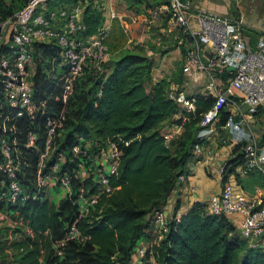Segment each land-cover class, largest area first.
<instances>
[{
	"label": "trees",
	"instance_id": "trees-1",
	"mask_svg": "<svg viewBox=\"0 0 264 264\" xmlns=\"http://www.w3.org/2000/svg\"><path fill=\"white\" fill-rule=\"evenodd\" d=\"M21 1L20 6L26 0ZM76 1L48 0L47 3L49 6H69ZM82 2V31L90 34L101 26L103 14L91 1ZM13 7L11 2L7 4L6 0H0V20L19 8L13 11ZM166 19L164 15V23ZM11 48L8 39L0 43V51ZM60 62L59 46L55 42L34 41L30 74L32 96L36 100H45V107L33 117L14 115L9 121L15 126L13 133L21 151L17 178L29 195L13 202L5 194L0 195V209L5 212L11 209L13 212L8 213L24 225L20 231L9 227L1 242L0 263L128 264L134 243L142 237L149 242L144 258L151 257L155 264H264V250L249 246L230 218L204 210L206 203L204 201L203 205L199 199L192 200L185 211L176 216L179 199L175 198L167 230L157 243L151 241L153 233L146 230L149 214L159 208L168 192L180 183L177 175L188 173L184 163L191 156V145L195 141H205L192 129L211 109L214 100L211 94L193 90L188 95L193 97L194 108L183 111L177 107L167 89L171 80L182 81L181 63L177 77L150 79V57L139 50L124 49L109 58L101 71L84 66L73 85V92L62 101L59 81L54 76L61 68ZM63 106V126L55 136V150L67 148L82 130L102 144L112 140L120 149L116 172L108 176L113 189L102 193L94 208L78 218L71 197L78 185L85 190L91 189L90 178L74 179L71 196L64 195L56 203L49 200L45 190H37L34 185V172L44 137V116ZM178 112L184 113L186 119L182 120ZM216 115L215 125L218 126L224 122L227 111L220 108ZM179 125L182 127L177 135L179 140L166 141L165 134ZM27 128L37 132L38 148L24 144ZM236 147L234 144L231 149L235 155L225 159L226 170L242 160ZM63 167L61 164L59 170ZM257 178L255 181L259 182V176ZM6 181L7 177L0 169V191L6 190ZM33 191L36 192L32 196ZM71 222L88 237L82 241L65 238L62 244H56L64 237L67 224Z\"/></svg>",
	"mask_w": 264,
	"mask_h": 264
},
{
	"label": "built area",
	"instance_id": "built-area-1",
	"mask_svg": "<svg viewBox=\"0 0 264 264\" xmlns=\"http://www.w3.org/2000/svg\"><path fill=\"white\" fill-rule=\"evenodd\" d=\"M47 2L26 0L12 15L0 20V43L8 39L12 46L7 51H0V169L7 177L6 190H1L0 195L5 194L11 202L22 200L29 193L17 178L21 151L13 133L15 126L9 121L14 115L33 117L45 107V100H36L32 96L30 74L33 70L34 41L52 40L59 46L61 68L58 80L62 101L66 100L72 83L84 66L101 71L109 59L104 40L107 26L101 24L90 34L82 31L84 2L78 0L69 6H49ZM158 10L167 17V22H171L177 45L182 50L183 84L189 80L193 86L186 91L169 85L168 95L183 111L194 108L193 97L188 95L193 90L214 97L207 112L212 117L211 125L197 130V135L203 138L211 131L214 136L191 145L192 156L206 154L213 158L218 177L222 179L224 176L218 189L205 196L206 209L226 215L249 246L264 250V31L251 42L240 19L231 13L193 6L190 0H165L158 5ZM116 15L113 9L108 11V17ZM180 32L188 38L182 37ZM220 108L226 109L227 116L217 126L215 120ZM178 114H181L182 120L186 119L184 113ZM63 120V107L44 116V137L34 172V185L37 190H46L48 197V190L52 187L62 189L59 197H70L74 179L90 178L92 188L85 190L78 185L71 197L78 218L94 208L102 193L113 189L108 176L116 172L120 149L112 140L101 145L94 140L96 148L93 149L89 140L76 135V140L67 148L55 150V136L62 129ZM24 136L25 145L38 148L35 130L25 129ZM216 137L220 142L237 144L235 151L242 155L241 162L232 165L229 170L225 167L227 157L217 156ZM232 155L235 152L230 151L229 156ZM61 164L64 167L59 170ZM253 175L259 176L260 182L251 188L244 187L237 180L238 176ZM186 179L187 173L177 175L178 182H185ZM8 212L13 211L8 209ZM166 213L161 205L149 214L146 230L153 233L151 241L155 243L167 230L170 216L167 217ZM14 222L21 223V220L15 219ZM87 237V233L81 232L71 222L67 224L64 237L56 244H62L65 238L82 241ZM138 240L132 247L128 264H141L145 256L149 242L139 243Z\"/></svg>",
	"mask_w": 264,
	"mask_h": 264
},
{
	"label": "rangeland",
	"instance_id": "rangeland-1",
	"mask_svg": "<svg viewBox=\"0 0 264 264\" xmlns=\"http://www.w3.org/2000/svg\"><path fill=\"white\" fill-rule=\"evenodd\" d=\"M88 1H91L93 5L96 6L103 14L102 24L107 26V32L105 34V43L109 52V58H112L124 49L139 50L147 54L151 59L149 76L150 79H155L161 76H166V78L178 76L180 72V63L182 61V53L180 51V47L176 44V39L174 37L175 30L172 28L171 22L166 21L164 23V14L162 11L158 10V5L160 3H164L165 0H131L130 2L128 0ZM10 2L14 6L13 11L16 10V8H18L22 3L21 0H6L7 4ZM190 2L193 6L207 8L210 6L211 3L217 4V6L219 5L220 7L221 5H223V7H225L227 11L229 10L231 12L233 17L241 19L240 17L243 16V18H245L246 20L248 19L250 21L249 24H246L241 21V25L243 27V30L248 32V36L251 42H253L257 35L263 31L262 27H259L257 22H260L261 20L264 21V0H249L250 6L255 4V6L253 7V16L256 21L253 20V18H250V16H246V7L248 0H190ZM111 9H113L117 13V15L110 18L108 17V11ZM190 10L195 11L194 8H190ZM218 10V8L215 9V11ZM54 76L57 77L58 80L59 72L56 71ZM79 78L80 76H77L74 80V83ZM58 81L60 82V80ZM74 83H72L71 85V91L68 96L73 92ZM183 83L185 82L184 77L182 76V81L175 82L174 80H171L168 86L171 85L173 88L177 89L182 88L186 91H189L191 88H193V86L190 85L189 80L186 82L185 85ZM182 84L183 86H181ZM64 109L65 108L63 106V110ZM211 118L212 117H210V113L203 114L199 122L194 124L192 131L207 128L209 125H211ZM181 130L182 127H178L174 131L166 133V141L169 142L170 140L174 139L176 141L178 139L177 135L181 132ZM77 134L78 136L89 140L92 146L94 140H96L99 145L102 144L99 140H97L93 136H90V133H83V130L77 132ZM211 136H214L213 131H211L205 136V141H207V139ZM61 137L62 136H60L58 143L61 142ZM215 140V145L219 147V139L216 137ZM175 141L172 142V146L175 145ZM95 148L96 146H93V149ZM227 157H229V154L227 155ZM194 161L195 158H193L192 156H188L184 164L185 166H189L188 162L193 163ZM207 175L209 176L208 179L214 178L211 182H214L215 184L216 182L214 175L211 173H208ZM237 180H240L242 185L246 188H251L253 182H255V178L252 176H238ZM218 184L219 186L221 185L220 178L218 179ZM201 190L202 193L200 195L199 200L203 202L204 205V187L201 188ZM191 191L192 189H190L189 195H191ZM45 192L47 193L46 190ZM48 192H50L48 197L49 200H51L52 202H57L60 198L59 195L61 194L62 189L57 190V188L52 187L48 190ZM203 209L207 210L206 204L205 206H203ZM10 214L11 213H6L4 210L0 209L1 254L3 253L1 242L4 238V235L8 233L9 227L13 226V228H17L19 231L24 228V225L22 223L14 222L15 219H13L12 214ZM166 216H171V214L167 212ZM149 262L150 264H152L150 258L148 260L146 259V257H143L141 259V264H149Z\"/></svg>",
	"mask_w": 264,
	"mask_h": 264
},
{
	"label": "crops",
	"instance_id": "crops-1",
	"mask_svg": "<svg viewBox=\"0 0 264 264\" xmlns=\"http://www.w3.org/2000/svg\"><path fill=\"white\" fill-rule=\"evenodd\" d=\"M203 4H205V3H203ZM254 6H255V4L250 6L249 0H248L247 7H246V12H247L246 16L247 15L250 16V18H253V20H255V18L253 16L254 15L253 14L254 13V8H253ZM209 7H212V8H209ZM209 7L208 8L207 7H199V8L212 10V11H215V9L218 8L219 10L216 12L231 13L229 10L227 11L226 8L223 7V5H221V7H220L219 5L217 6V4L211 3ZM240 18H241L240 20L242 22L249 24L250 21L248 19L246 20L245 18H243V16H241ZM237 19H239V18H237ZM257 24L259 27H262V29L264 31V21L261 20L260 22H257ZM233 145H234L233 143H222V144L219 143V147L216 149L217 150V156L221 157V158H226L227 155L229 154V152L231 151L230 149L232 148ZM192 157L195 158V161L193 163L190 162L191 164L188 162L189 166H187V167H189V168H188V173H187V179L185 180V182H180L176 187H173L171 189V191L168 193L165 202L162 204L165 211L169 212L170 214H172V212H173L172 206L174 203L173 201L176 197H178V199H179V207L177 208L176 213H175L178 216V214L185 211V209L190 205L192 200L200 198V195L202 193L201 188L204 187L205 196H206L209 192L215 191L219 187V184H218L219 177H218L216 171L214 170V164H215L214 159L213 158L211 159V157H209L206 154H203V155L198 156V157H194V156H192ZM204 170H206V171H204ZM208 173H211L214 175L215 182H216L215 184H214V182H211V181H213L214 178L208 179L209 178V176L207 175ZM252 177H254L255 180L258 179L257 176H255V175H253ZM256 183L257 182L255 181V182H253L252 185H254ZM190 189H192L191 195H189ZM138 242L139 243H143V242L145 243L146 240L144 238L140 237ZM150 261L152 262V264H155L154 260L151 257H150Z\"/></svg>",
	"mask_w": 264,
	"mask_h": 264
},
{
	"label": "water",
	"instance_id": "water-1",
	"mask_svg": "<svg viewBox=\"0 0 264 264\" xmlns=\"http://www.w3.org/2000/svg\"><path fill=\"white\" fill-rule=\"evenodd\" d=\"M16 27H18V25L16 24Z\"/></svg>",
	"mask_w": 264,
	"mask_h": 264
}]
</instances>
